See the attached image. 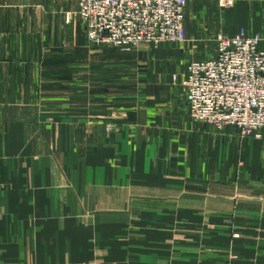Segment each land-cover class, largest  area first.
Instances as JSON below:
<instances>
[{"label":"crops","instance_id":"1","mask_svg":"<svg viewBox=\"0 0 264 264\" xmlns=\"http://www.w3.org/2000/svg\"><path fill=\"white\" fill-rule=\"evenodd\" d=\"M77 4L0 0V264H264V135L182 86L220 34L264 46V0H188L186 41L129 51Z\"/></svg>","mask_w":264,"mask_h":264},{"label":"built area","instance_id":"2","mask_svg":"<svg viewBox=\"0 0 264 264\" xmlns=\"http://www.w3.org/2000/svg\"><path fill=\"white\" fill-rule=\"evenodd\" d=\"M90 43L137 49L147 43L184 42L188 0H77ZM244 29L216 37V53L193 60L182 80L194 120L243 137L264 135V46Z\"/></svg>","mask_w":264,"mask_h":264},{"label":"rangeland","instance_id":"3","mask_svg":"<svg viewBox=\"0 0 264 264\" xmlns=\"http://www.w3.org/2000/svg\"><path fill=\"white\" fill-rule=\"evenodd\" d=\"M78 5V4H77ZM77 9H78V6L72 11V12H68L67 13V19L69 20L70 19V17H71V22H73V21H78V22H80V23H82V21L79 19V17H78V14H77ZM70 13V14H69ZM69 16V17H68ZM83 24V23H82ZM84 28H85V26H84ZM91 44H93V43H91ZM95 45V44H94ZM98 46V45H97ZM107 46H110V45H107ZM153 46V45H152ZM114 47H116V46H114ZM155 47V46H154ZM118 48V47H117ZM119 49H121V48H119ZM123 50V49H122ZM133 50H136V49H133ZM127 51H129V50H127Z\"/></svg>","mask_w":264,"mask_h":264}]
</instances>
